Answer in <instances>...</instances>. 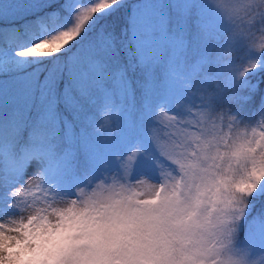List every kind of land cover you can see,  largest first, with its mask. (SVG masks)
Returning a JSON list of instances; mask_svg holds the SVG:
<instances>
[{"label": "snow or ice", "instance_id": "snow-or-ice-1", "mask_svg": "<svg viewBox=\"0 0 264 264\" xmlns=\"http://www.w3.org/2000/svg\"><path fill=\"white\" fill-rule=\"evenodd\" d=\"M262 78L264 0H0V264H264Z\"/></svg>", "mask_w": 264, "mask_h": 264}, {"label": "clouds", "instance_id": "clouds-1", "mask_svg": "<svg viewBox=\"0 0 264 264\" xmlns=\"http://www.w3.org/2000/svg\"><path fill=\"white\" fill-rule=\"evenodd\" d=\"M255 15V13H253ZM260 17H256L257 26H259ZM247 18L242 19L241 17H236L231 22L226 23L225 27L221 30H218L211 34L210 36H202L200 37L199 43H204L207 41L212 44L213 54L215 56H223L225 51L227 50V41L230 37L238 31L242 25L246 26Z\"/></svg>", "mask_w": 264, "mask_h": 264}, {"label": "trees", "instance_id": "trees-1", "mask_svg": "<svg viewBox=\"0 0 264 264\" xmlns=\"http://www.w3.org/2000/svg\"><path fill=\"white\" fill-rule=\"evenodd\" d=\"M127 3L129 5L132 4V2L128 0H127ZM130 13H131V6L127 8H122L118 13H116L115 15L109 18L108 23H109L110 29L114 32V34L116 35L121 34L124 28V25L127 22V17L130 15ZM261 206H262L261 204H257L256 207L254 208L253 214H256V212L262 210Z\"/></svg>", "mask_w": 264, "mask_h": 264}, {"label": "rangeland", "instance_id": "rangeland-1", "mask_svg": "<svg viewBox=\"0 0 264 264\" xmlns=\"http://www.w3.org/2000/svg\"><path fill=\"white\" fill-rule=\"evenodd\" d=\"M128 1H130V2H132V3H135L136 2V0H128ZM141 161H142V163L144 164V165H147L149 162H147V161H144L143 160V157L141 158ZM29 174H31V171L29 172ZM253 215H255V214H253Z\"/></svg>", "mask_w": 264, "mask_h": 264}]
</instances>
